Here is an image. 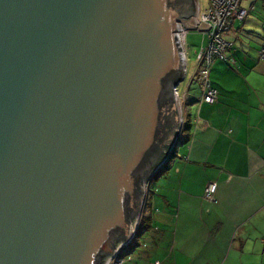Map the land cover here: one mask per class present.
<instances>
[{
	"label": "water",
	"instance_id": "obj_1",
	"mask_svg": "<svg viewBox=\"0 0 264 264\" xmlns=\"http://www.w3.org/2000/svg\"><path fill=\"white\" fill-rule=\"evenodd\" d=\"M198 0H0V264H105L181 146Z\"/></svg>",
	"mask_w": 264,
	"mask_h": 264
},
{
	"label": "crops",
	"instance_id": "obj_2",
	"mask_svg": "<svg viewBox=\"0 0 264 264\" xmlns=\"http://www.w3.org/2000/svg\"><path fill=\"white\" fill-rule=\"evenodd\" d=\"M237 24L224 35L227 60L211 68L218 100L201 101L195 75L184 93L188 128L149 186L150 228L127 247L124 264H264L263 36L254 31H264V15ZM210 184L214 201L205 199Z\"/></svg>",
	"mask_w": 264,
	"mask_h": 264
},
{
	"label": "built area",
	"instance_id": "obj_3",
	"mask_svg": "<svg viewBox=\"0 0 264 264\" xmlns=\"http://www.w3.org/2000/svg\"><path fill=\"white\" fill-rule=\"evenodd\" d=\"M208 1V7L203 12L201 11L198 2V13L196 17L199 21L198 24L201 26L203 23H205L211 26V29L207 33H203L205 38L208 40V45L205 46V44H202V49L197 58V68L194 79H197L205 90L201 101L207 104H214L218 100L219 92L213 88L211 84L210 72L212 65L216 59L221 61L227 60V51L232 47V44L225 40L224 35L230 31L233 21L244 22L248 18L250 11L241 7L242 0ZM189 33L190 32L187 30L182 29L179 35L186 57V76L188 67L186 41ZM260 58L264 61V35L262 38ZM179 86L176 89V95L181 108V105L184 107V103L186 102V95L180 93ZM183 111L184 109H181V113L184 118L185 115ZM164 167L165 166H163L159 172ZM216 191L217 185L210 184L205 190V199L208 201H214ZM125 249L126 247L119 248L116 255L108 259L105 264H124L125 260L122 257V254Z\"/></svg>",
	"mask_w": 264,
	"mask_h": 264
},
{
	"label": "rangeland",
	"instance_id": "obj_4",
	"mask_svg": "<svg viewBox=\"0 0 264 264\" xmlns=\"http://www.w3.org/2000/svg\"><path fill=\"white\" fill-rule=\"evenodd\" d=\"M199 2V6L201 11H205L206 8L208 7L209 1L208 0H198ZM255 0H242L241 2V7L247 9L250 12L255 11L256 13H260L262 14L263 11V0H257L256 3L254 4ZM254 4V5H252ZM264 15V13H263ZM240 24H243V22L238 21V26ZM261 28V27H260ZM259 30H254L258 33H260L262 36L264 35V31L263 29ZM246 31L252 30V29H248L245 28ZM261 30V31H260ZM202 44H205V46L208 45V40L205 38V35L196 31H193L191 33H189L188 37H187V41H186V54H187V60H188V67H187V76L184 82H182L179 86V91L181 94H184L187 89L188 86L191 82V79L193 78V76L195 75L196 72V66H197V58H198V54L200 53L201 49H202ZM196 87H194L193 89H195ZM181 109L183 110L184 107L181 105ZM189 108L187 107L188 111ZM184 112V111H183ZM185 115V113H184ZM183 120L185 121V116L183 118ZM142 240H143V236L138 237L134 244L130 245L131 247H134L135 244H142ZM129 246V247H130ZM127 250L128 248H126L123 251L122 257L124 259H127Z\"/></svg>",
	"mask_w": 264,
	"mask_h": 264
},
{
	"label": "trees",
	"instance_id": "obj_5",
	"mask_svg": "<svg viewBox=\"0 0 264 264\" xmlns=\"http://www.w3.org/2000/svg\"><path fill=\"white\" fill-rule=\"evenodd\" d=\"M187 128H188V125L184 121V127H183L184 133L186 132ZM184 133H183V136H182L183 138H181V139H184ZM173 155H174V153H173ZM165 169H167V168L164 167L162 170L164 171ZM162 170L158 173V175L162 172ZM148 221H149V219L146 218L145 215H144L142 217L140 225H139V235H141L143 232L147 231L150 228V226L148 224Z\"/></svg>",
	"mask_w": 264,
	"mask_h": 264
}]
</instances>
